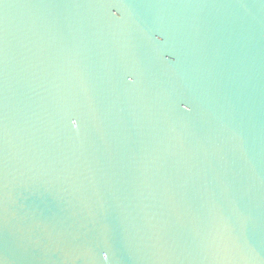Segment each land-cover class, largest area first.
Masks as SVG:
<instances>
[{
	"label": "water",
	"instance_id": "1",
	"mask_svg": "<svg viewBox=\"0 0 264 264\" xmlns=\"http://www.w3.org/2000/svg\"><path fill=\"white\" fill-rule=\"evenodd\" d=\"M0 264H264V0H0Z\"/></svg>",
	"mask_w": 264,
	"mask_h": 264
},
{
	"label": "snow or ice",
	"instance_id": "2",
	"mask_svg": "<svg viewBox=\"0 0 264 264\" xmlns=\"http://www.w3.org/2000/svg\"><path fill=\"white\" fill-rule=\"evenodd\" d=\"M104 259L107 260V256H105Z\"/></svg>",
	"mask_w": 264,
	"mask_h": 264
}]
</instances>
